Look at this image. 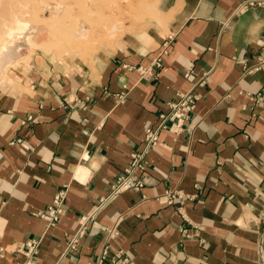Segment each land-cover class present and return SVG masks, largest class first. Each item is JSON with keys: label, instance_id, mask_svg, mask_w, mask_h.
Instances as JSON below:
<instances>
[{"label": "crops", "instance_id": "1", "mask_svg": "<svg viewBox=\"0 0 264 264\" xmlns=\"http://www.w3.org/2000/svg\"><path fill=\"white\" fill-rule=\"evenodd\" d=\"M241 2L134 0L136 20L123 0L104 19L39 27L29 63L0 86V264L25 263L39 237L35 264L121 253L132 264H264V7ZM189 91L196 108L160 130L137 172L144 186L112 195L145 129ZM62 190L52 225L37 212Z\"/></svg>", "mask_w": 264, "mask_h": 264}, {"label": "rangeland", "instance_id": "2", "mask_svg": "<svg viewBox=\"0 0 264 264\" xmlns=\"http://www.w3.org/2000/svg\"><path fill=\"white\" fill-rule=\"evenodd\" d=\"M58 1H60V4ZM120 1L123 0H0V45L7 39L3 31L6 32L7 29L5 28L9 27L17 30H15V33L18 32L15 40L18 42L19 39L20 41V47L15 56V62L6 67L7 69H5L4 72L7 75L4 73V75L1 76L2 81L0 80V86L5 84L11 86V83H15L13 74L16 69L21 64L29 63L30 55L26 56V54H31L32 50L38 47V40L35 38V34L38 32L41 25H48L51 34H54V29L61 26L65 20L70 19L74 21L76 18L83 17L86 22L89 23L94 15H99L100 18L104 19L106 17L103 13L104 10L111 9V6L117 5ZM125 1L129 2V8L126 11L130 13L132 18L138 20L143 16V11L141 9H134L132 7V2L134 0ZM155 1L158 2L159 0ZM54 4L56 7L53 6ZM60 12L63 13L61 17L58 16ZM146 13L151 14L152 10L146 9ZM20 30L22 31L19 32ZM58 32L61 33L60 35L63 39L70 41V32L67 28L63 30L59 28ZM84 34L86 35L87 33L84 32ZM3 36L6 38H3ZM29 36L30 38L28 39ZM81 43L85 44L84 40H82ZM19 56L22 60L18 59ZM262 256L264 258L263 249Z\"/></svg>", "mask_w": 264, "mask_h": 264}, {"label": "built area", "instance_id": "3", "mask_svg": "<svg viewBox=\"0 0 264 264\" xmlns=\"http://www.w3.org/2000/svg\"><path fill=\"white\" fill-rule=\"evenodd\" d=\"M242 8H254L257 6L264 7V0H242ZM168 52V43L165 42L162 50L159 52L155 61V65L161 66V56ZM259 64L264 63V48L262 54L258 57ZM138 71L142 76L150 75V68L139 67ZM197 94L194 91L186 93H179L178 99L169 104V108L166 112L160 114V123L156 128L145 129V144L144 148L139 151H134L131 155L129 165L125 168L123 173L117 178L116 182L112 186L111 194H118L120 192L130 189H140L144 186V182L140 177H137V172L144 170L148 164L147 154L148 151L158 144L159 132L161 129L166 128L170 118L177 120V127L185 124L190 118L191 113L195 110L197 105ZM67 190L60 191L55 197L53 202L42 211H38L37 215L48 221L49 224L54 225L57 223L64 213V204L66 202ZM92 215L82 216L79 220V228L75 233V237L83 236L90 222ZM42 243V237L32 238L25 245V254L27 260L23 264H35V256L39 252L40 245ZM112 264H132L131 260L127 256L121 253L119 258H116Z\"/></svg>", "mask_w": 264, "mask_h": 264}, {"label": "bare ground", "instance_id": "4", "mask_svg": "<svg viewBox=\"0 0 264 264\" xmlns=\"http://www.w3.org/2000/svg\"><path fill=\"white\" fill-rule=\"evenodd\" d=\"M82 21V20H80ZM22 23V22H21ZM80 23V22H79ZM23 24V23H22ZM29 25V24H28ZM81 26V25H80ZM27 27V26H26ZM83 27V26H82ZM81 27V29H82ZM15 28V27H14ZM7 29L6 32L3 31L5 33V35L7 36V39H5V41L0 45V80L2 79L1 76L4 75V71L5 69H7L6 67L9 66V64H12L15 62V56L17 55L18 51H19V39L18 42L15 40L17 37L16 34H18V32L15 33V30L12 29V27L9 28H5ZM27 29V28H26ZM80 29V28H79ZM17 31V30H16ZM22 30H20L19 32H21ZM25 31V30H24ZM20 37V36H19ZM26 37V36H25ZM3 38H6L3 36ZM30 38V36L28 37V39ZM7 40V41H6ZM24 40V39H23ZM27 41V40H26ZM1 43V42H0ZM24 43V42H23ZM28 43V42H27ZM18 59L22 60V58H20V56L18 57ZM18 60V61H19ZM17 61V62H18ZM23 65V64H22ZM17 66V65H16ZM15 70V69H14ZM21 72V71H20ZM22 72H24L22 70ZM26 73V72H25ZM6 74V73H5ZM7 75V74H6ZM2 81V80H1ZM0 81V82H1ZM13 82V80H12ZM2 84V83H1ZM13 84V83H11ZM263 249V248H262ZM264 250V249H263Z\"/></svg>", "mask_w": 264, "mask_h": 264}]
</instances>
